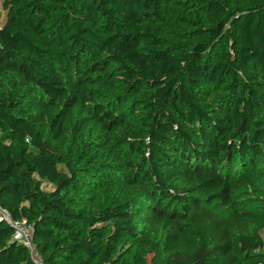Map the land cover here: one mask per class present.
I'll return each instance as SVG.
<instances>
[{"label": "trees", "instance_id": "obj_1", "mask_svg": "<svg viewBox=\"0 0 264 264\" xmlns=\"http://www.w3.org/2000/svg\"><path fill=\"white\" fill-rule=\"evenodd\" d=\"M0 3V208L45 264H264V0Z\"/></svg>", "mask_w": 264, "mask_h": 264}, {"label": "built area", "instance_id": "obj_2", "mask_svg": "<svg viewBox=\"0 0 264 264\" xmlns=\"http://www.w3.org/2000/svg\"><path fill=\"white\" fill-rule=\"evenodd\" d=\"M0 221H5L13 229V241L24 246L33 264H45L33 238V226L26 220L15 221L8 212L0 208Z\"/></svg>", "mask_w": 264, "mask_h": 264}, {"label": "rangeland", "instance_id": "obj_3", "mask_svg": "<svg viewBox=\"0 0 264 264\" xmlns=\"http://www.w3.org/2000/svg\"><path fill=\"white\" fill-rule=\"evenodd\" d=\"M0 12L2 13V16L0 17V18H1L0 23L3 24L4 21H5V17H6V16H5V12H4L3 7H2L1 4H0ZM1 13H0V15H1ZM44 188H45L46 190H49L51 187H50V186L47 187V185H44ZM261 236H262L263 239H264V230L261 232Z\"/></svg>", "mask_w": 264, "mask_h": 264}, {"label": "crops", "instance_id": "obj_4", "mask_svg": "<svg viewBox=\"0 0 264 264\" xmlns=\"http://www.w3.org/2000/svg\"><path fill=\"white\" fill-rule=\"evenodd\" d=\"M1 4V3H0Z\"/></svg>", "mask_w": 264, "mask_h": 264}]
</instances>
